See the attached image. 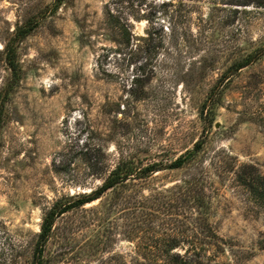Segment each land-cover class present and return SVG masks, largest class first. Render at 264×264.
Instances as JSON below:
<instances>
[{
	"label": "rangeland",
	"instance_id": "obj_1",
	"mask_svg": "<svg viewBox=\"0 0 264 264\" xmlns=\"http://www.w3.org/2000/svg\"><path fill=\"white\" fill-rule=\"evenodd\" d=\"M52 2L0 0V264H26L51 204L91 190L120 158L167 163L198 139L204 144L193 160L147 177L141 195L197 182L210 224L227 241L197 246L202 264H264V205L236 179L238 171L264 176V53L232 69L264 46V0H65L50 11ZM106 9L127 22L129 43L112 41ZM26 19L39 22L18 43L22 75L5 98L3 47ZM147 40L149 70L141 74ZM136 76L145 79L142 99L130 92ZM215 84L224 88L208 123L200 109ZM163 194L149 216L153 230L140 234L185 220L183 202L167 209ZM109 200L110 193L56 220L46 264H101L132 249L137 238L125 231L136 213L125 208L100 220Z\"/></svg>",
	"mask_w": 264,
	"mask_h": 264
},
{
	"label": "trees",
	"instance_id": "obj_2",
	"mask_svg": "<svg viewBox=\"0 0 264 264\" xmlns=\"http://www.w3.org/2000/svg\"><path fill=\"white\" fill-rule=\"evenodd\" d=\"M64 1L53 0L50 11H55ZM104 17L105 29L109 31L112 41L118 45L124 42L129 43L131 33L127 22L115 15L110 9L105 10ZM38 22L39 19H26L24 23L15 27L12 35L4 44V59L9 70V77L4 90L5 98L9 97L22 75L17 52L18 43L36 28ZM146 43L145 60L140 65L141 74H144L146 69L149 70L148 40ZM263 53L264 46H261L239 56L233 62L232 69L237 71L252 64ZM223 88L224 86L220 87L219 84L212 86L201 105L200 113L208 123H211L214 119V109L220 102ZM130 92L135 99L144 98L146 96L145 79L139 76L134 77ZM4 101L0 104V130L5 121ZM203 144L204 141L198 139L191 149H187L184 153L167 163L162 161L143 163L141 160L120 158L115 166L106 173L102 182L91 190L78 192L55 200L42 216L40 229L36 236L31 256L26 264H46L45 247L54 234V224L59 217L80 209L86 204L101 200L108 193H110V200L108 204L101 203V207L108 206L101 212L102 216L100 215L99 219L104 220L107 215L117 210L132 209V214L136 213L133 215L135 223L131 231L126 230L125 234L127 233L128 236V234L132 233L137 238V241L129 252H117L114 255H110L107 261L101 264H202L204 248H198L197 246H202L204 243L218 244V241H216L218 239L223 244L227 243V241L218 236L208 220L209 201L203 186H198L197 182L185 181L183 186L178 187L177 191L170 192L169 190L168 193L170 192V194L166 196L162 193L167 197L166 201H163L167 209L172 210L169 208L168 203H171L174 199L183 202L182 216H184L185 220L176 223L177 220L169 219L167 223L170 226L163 234H152L151 236H149V233L145 235L143 232H149V229H151L149 227L151 217L149 218V216L154 215L157 211V209L152 207L161 204L160 202L158 203L157 199L159 198L158 195L161 196L162 194L161 192H156L151 197H147L141 195V189L144 180L153 173L167 168H181L193 160L194 156L202 149ZM236 179L257 202L264 205L263 175L238 171L236 172ZM149 198L152 199L150 205ZM169 213L178 214L170 211ZM141 231H143L142 234H140ZM98 242L103 245L102 248H107L108 241L105 242L98 239ZM186 243L191 248L182 254L178 250L183 248ZM261 248H264V246L261 245Z\"/></svg>",
	"mask_w": 264,
	"mask_h": 264
}]
</instances>
